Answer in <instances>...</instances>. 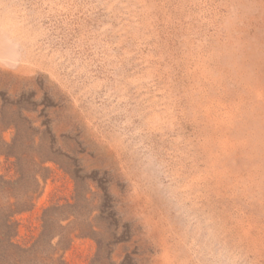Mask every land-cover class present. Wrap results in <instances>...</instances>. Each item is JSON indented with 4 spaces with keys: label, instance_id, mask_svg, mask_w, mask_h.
<instances>
[{
    "label": "rangeland",
    "instance_id": "rangeland-1",
    "mask_svg": "<svg viewBox=\"0 0 264 264\" xmlns=\"http://www.w3.org/2000/svg\"><path fill=\"white\" fill-rule=\"evenodd\" d=\"M0 264H264V0H0Z\"/></svg>",
    "mask_w": 264,
    "mask_h": 264
}]
</instances>
